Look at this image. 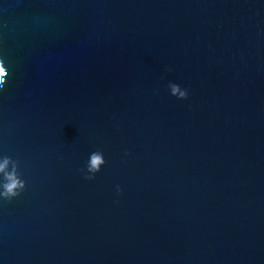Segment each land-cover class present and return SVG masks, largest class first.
<instances>
[{"label": "water", "instance_id": "1", "mask_svg": "<svg viewBox=\"0 0 264 264\" xmlns=\"http://www.w3.org/2000/svg\"><path fill=\"white\" fill-rule=\"evenodd\" d=\"M0 59V264H264V0H0Z\"/></svg>", "mask_w": 264, "mask_h": 264}, {"label": "clouds", "instance_id": "2", "mask_svg": "<svg viewBox=\"0 0 264 264\" xmlns=\"http://www.w3.org/2000/svg\"><path fill=\"white\" fill-rule=\"evenodd\" d=\"M170 71V69H169ZM9 72L5 67V62L3 59H0V88L6 84L7 77ZM168 87L171 89V95L177 97L179 100H186L188 98L187 90H181V87L175 83H170ZM178 94V96H177ZM127 155V153H125ZM13 163V168L11 171H6L9 163ZM105 165V159L103 153L100 151L93 152L87 163V174L84 176L86 180L95 179V175L101 170V166ZM18 161H13L10 157H4L3 162L0 163V173H3V182L0 183V197L4 200L11 201L12 199L18 197L22 192L25 191L26 185L25 182L20 178L18 172ZM83 173L84 170L81 169ZM117 193L121 192L119 186H117Z\"/></svg>", "mask_w": 264, "mask_h": 264}]
</instances>
